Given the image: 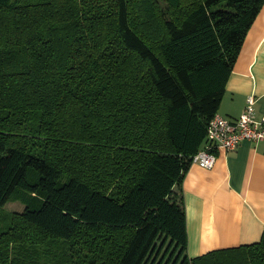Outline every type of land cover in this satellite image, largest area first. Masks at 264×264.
<instances>
[{
	"label": "trees",
	"instance_id": "16d2710c",
	"mask_svg": "<svg viewBox=\"0 0 264 264\" xmlns=\"http://www.w3.org/2000/svg\"><path fill=\"white\" fill-rule=\"evenodd\" d=\"M263 4L0 0V264H264L189 257L182 193Z\"/></svg>",
	"mask_w": 264,
	"mask_h": 264
},
{
	"label": "crops",
	"instance_id": "0c3cea01",
	"mask_svg": "<svg viewBox=\"0 0 264 264\" xmlns=\"http://www.w3.org/2000/svg\"><path fill=\"white\" fill-rule=\"evenodd\" d=\"M249 95L264 116V4L248 30L216 114L242 113ZM189 257L257 242L264 228V139L218 150L211 168L192 162L182 182Z\"/></svg>",
	"mask_w": 264,
	"mask_h": 264
},
{
	"label": "built area",
	"instance_id": "2783aa9c",
	"mask_svg": "<svg viewBox=\"0 0 264 264\" xmlns=\"http://www.w3.org/2000/svg\"><path fill=\"white\" fill-rule=\"evenodd\" d=\"M256 98L249 95L239 117L231 119L215 114L209 122L206 144L192 157V162L205 168L213 167L218 150L233 151L242 142L264 139V116L256 117Z\"/></svg>",
	"mask_w": 264,
	"mask_h": 264
},
{
	"label": "rangeland",
	"instance_id": "374dc122",
	"mask_svg": "<svg viewBox=\"0 0 264 264\" xmlns=\"http://www.w3.org/2000/svg\"><path fill=\"white\" fill-rule=\"evenodd\" d=\"M23 209V205L18 201L8 202L1 210L20 212Z\"/></svg>",
	"mask_w": 264,
	"mask_h": 264
}]
</instances>
